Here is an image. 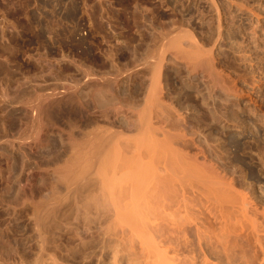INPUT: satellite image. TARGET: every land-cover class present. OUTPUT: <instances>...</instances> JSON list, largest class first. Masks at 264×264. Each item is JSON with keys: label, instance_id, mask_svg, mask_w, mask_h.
I'll use <instances>...</instances> for the list:
<instances>
[{"label": "bare ground", "instance_id": "1", "mask_svg": "<svg viewBox=\"0 0 264 264\" xmlns=\"http://www.w3.org/2000/svg\"><path fill=\"white\" fill-rule=\"evenodd\" d=\"M114 1L63 0L44 19L27 2V25L0 29V264H264V206L240 171L259 168L241 150L260 138L248 114L264 124V57L260 75L245 65L230 8L251 15V40L264 15L206 0L196 35L175 0ZM26 30L41 41L20 61ZM143 32L161 44L139 52ZM43 69L47 89L31 84Z\"/></svg>", "mask_w": 264, "mask_h": 264}, {"label": "rangeland", "instance_id": "2", "mask_svg": "<svg viewBox=\"0 0 264 264\" xmlns=\"http://www.w3.org/2000/svg\"><path fill=\"white\" fill-rule=\"evenodd\" d=\"M10 1H11V3H10ZM19 2H17V0L14 2L13 0H2V2H1V0H0V29L2 28V27H4V25H6L7 23H6V21L8 20L9 21V23H10V21H11V23H12V21H14L15 22V24L17 25V23L19 24V22L18 21H22V22H24V23H20L19 25H23V24H25V25H27V21H25L27 18L25 17V15H26V13H24L25 11H23V13L25 14H23L22 13V10L23 9H25V7H27V8H29L30 6H32L31 7V10L32 11H34L35 12V10H36V15H39L40 13H41V11H39V8H43V10L45 11L46 10V7L48 6V7H50L51 8V5H52V8H57V7H59L60 5H63V0H59V4H58V2H56V1H58V0H35V2H34V0H18ZM24 1H25V3H24ZM39 3V5H41L40 7H38L39 5H38V3ZM61 1H62V4H61ZM80 1V3L82 2V0H79ZM124 1V2H123ZM130 1V2H129ZM134 1H136V0H134ZM138 1H141L142 2V0H138ZM147 1H150V3H153V1H155L156 2V0H153L152 2H151V0H143V2H144V4H145V2H146V4L147 3H149V2H147ZM176 2L175 3H177V6L178 7H180V8H178V10H180L179 11V17H178V19H177V21H178V25H177V27L178 28H180V29H188V30H190V31H192V32H194L196 35H202L203 33H206V32H208L209 31V23H210V17L212 18V16H213V13H212V11H211V8L209 7V5H208V3H206L207 1L206 0H175ZM221 2H225V0L223 1V0H220ZM3 2H5V3H3ZM17 2V3H16ZM21 2H22V4L24 5H21ZM27 2H30V3H28V4H30V6H28V4H27ZM31 2H33V3H35V4H32ZM42 2V4H40ZM45 2H47V3H45ZM66 2V1H65ZM117 2V1H116ZM115 1H114V3L115 4H117V3H119V2H121V3H127V4H129V3H132L133 1L132 0H122V1H118L117 3H116ZM129 2V3H128ZM142 2V3H143ZM245 2L248 4V6L250 7V8H254L255 10H257V11H259L260 13H262L263 15H264V0H245ZM3 3V4H2ZM10 4V6L12 7H10L11 9V11L13 10L14 11V13H13V11L11 12V13H9V6H7V5H9ZM179 3V4H178ZM5 4H7V5H5ZM12 4V5H11ZM20 4V5H19ZM32 4V5H31ZM37 4V5H36ZM58 4V5H57ZM15 5V6H14ZM34 5V6H33ZM54 5V6H53ZM187 5H189L190 7H191V11H190V13H186L185 14V17L184 18H182L181 17V9H183L182 7H185V6ZM19 6V7H18ZM21 6L23 7V9L21 8ZM8 7V8H7ZM16 7H18V11L17 10H15L16 9ZM33 7H35V8H33ZM36 7H38L37 9H36ZM48 7H47V10L46 11H48L49 12V9H48ZM4 8H7L6 10L4 9ZM15 8V9H14ZM236 8V9H235ZM20 9H22L21 11H19ZM159 9H160V11H161V13L163 14H167V12L169 11L168 9H166V8H164V7H159ZM233 9V10H232ZM6 11H8V13L6 12ZM38 11H39V13H38ZM210 11V12H209ZM230 11L233 13V15L236 17V22L237 23H239V22H241V21H244L245 23H247V24H245V31L244 32H242V33H239V37H238V43H239V45L241 46V47H243V57H245L244 59V63L245 62H247V60H248V62L247 63H245V65L248 67V65L249 66H252V70H253V68H255V72H256V75H260L259 73H260V71H259V68H258V66H259V62H261V59H259V58H257V55L255 54V48L257 47V46H260V49L262 48V50H260L261 51V56H260V58H263L264 57V18L263 19H261V24L260 25H258V27L256 26V28H257V32H258V34L256 35V38L255 39H250V37L248 36V33H250L251 32V30L249 29V27H250V25H251V15L250 14H248V12H246L245 10H240V9H238L237 7H234V8H230ZM19 12H21V13H19ZM16 13H17V15H16ZM19 14H20V16H19ZM42 14V13H41ZM40 14V15H41ZM211 14H212V16H211ZM46 16H47V14H45ZM44 14H42V18L45 16ZM19 18H18V17ZM21 16H24V18H26V19H24L23 20V17H21ZM46 16L44 17V18H46ZM17 17V18H16ZM48 17H49V15H48ZM57 17V16H56ZM81 18V21H82V16H80ZM238 17V18H237ZM13 19V20H11V19ZM16 18V19H15ZM43 18V19H44ZM58 18V17H57ZM54 19V20H60L61 19V17L59 16V19ZM10 19V20H9ZM238 19V20H237ZM242 19V20H241ZM250 20V21H249ZM14 22L12 23V24H14ZM60 22H61V20L59 21V23H57V24H60ZM7 24L6 26H10V25H12L11 23L10 24ZM84 24H86V22L84 21L83 22ZM4 24V25H3ZM14 24V25H15ZM159 25V29L161 30V31H164L165 33L167 32H170L169 30H168V27H164V23L162 22L161 24H158ZM86 26L87 27H84V30L86 31L88 28H89V26L86 24ZM262 26V27H261ZM261 28V29H260ZM167 29V30H166ZM83 30V31H84ZM88 30H90V28L88 29ZM86 31V33H85V31L83 32V35L85 36V37H87L88 39H92V41L95 39L96 40V38H95V35H93V33H92V31L90 30V31ZM207 30V31H206ZM250 30V31H249ZM27 31V32H26ZM26 31H24L25 33H22V35H20V36H22V38H20V37H18L17 38V44H18V46L20 45V53L18 54V59L20 60V61H24L25 59V55L24 54H26L25 53V50L24 49H29L30 51H32V52H34V50L38 47V45H39V42L38 41H41L40 40V35L38 36L36 33L34 34V32L32 33V31L30 32V30H26ZM260 31V32H259ZM27 33V35H25ZM91 34V38H90V34ZM143 33H145L144 34V42H143V44L141 43V46H140V48L139 49H142V50H139V52H144V51H149V50H152V49H154V48H157L160 44H161V41H160V39L159 38H157V36L156 37H152L149 33H146V32H143ZM0 35H1V30H0ZM36 35V36H35ZM46 35H48V34H46ZM244 35V36H243ZM23 37H24V39H23ZM38 37V38H37ZM26 38V39H25ZM45 38H46V36H45ZM47 38H50V35H48V37ZM58 38V37H57ZM21 39V40H20ZM38 41H37V40ZM260 39V40H259ZM18 40H19V42H18ZM27 40V41H26ZM28 40H30V41H28ZM31 40H33L32 42H31ZM34 40H36L37 42H38V44H36L37 42L36 41H34ZM94 40V41H95ZM146 40V41H145ZM247 40H249V41H247ZM25 42V43H24ZM29 42H31L32 43V46H28L30 43ZM22 43V44H21ZM33 43H34V45H33ZM260 43V44H259ZM242 44V45H241ZM22 45H24L23 47H26V48H21V46ZM37 45V46H36ZM143 46V47H142ZM32 47V48H31ZM250 47V48H249ZM35 48V49H34ZM144 48V49H143ZM251 48H252V50H251ZM223 50H226L227 48H222ZM22 50H24V51H22ZM24 53V54H23ZM246 53V54H245ZM250 53H251V55H250ZM97 54V53H96ZM93 55H95V51H94V54ZM92 55V56H93ZM245 55V56H244ZM247 56H249L248 58H247ZM252 56H254V57H252ZM252 58V65H251V63L249 62L250 61V59ZM24 59V60H23ZM253 59L255 60L254 62H253ZM258 60V61H257ZM257 64V65H256ZM254 66V67H253ZM257 67V68H256ZM249 68V67H248ZM38 71V73L36 72V75L35 76H37L38 75V77H35V76H33L35 79H33V77L32 76H30L31 77V84L33 83L32 81H34V83L35 82H37L38 84H40V85H43V86H41V87H46V89H47V85H45L46 84V82H47V84H48V86L51 84V78H50V76H49V74L46 76V70L45 69H43V70H37ZM44 73L45 74V76H42L41 75V73ZM39 73H40V75H39ZM42 73V74H43ZM258 73V74H257ZM43 74V75H44ZM49 76V77H48ZM42 77V78H41ZM45 77H46V79H45ZM48 77V78H47ZM39 78H41L44 82H45V84L44 83H39L38 81H40V82H43L42 80H39ZM50 78V80H48ZM45 79V80H44ZM36 80H38V81H36ZM0 89H1V84H3L2 82V77H0ZM50 81V82H49ZM14 84V85H13ZM12 85H10L12 88H13V90H10L11 92H17V90H20L22 87H20V85H18V84H16V83H13ZM33 85V84H32ZM14 86L16 87V89L14 88ZM18 88V89H17ZM30 88V90H28ZM23 90H25V92L26 93H31V95H33L34 96V94H36V88L34 87V88H32L31 89V86H27L26 87V89L25 88H22ZM33 89H34V91H33ZM43 89V88H42ZM46 89H43V90H45L44 92H46ZM16 90V91H15ZM22 91V90H21ZM248 120L252 123V124H254V128L255 129H257L258 130V132L260 133V138L259 137H254L253 135H250L246 140H244L243 142H242V150H241V156L243 157V158H245L246 159V161L248 162V164L249 165H251V166H256V167H259L258 168V170H240L241 171V173L244 175V177H245V181H246V183H248V184H250L251 186H253L254 187V189H255V191H256V197H258V200L263 204V206H264V170H262L261 168H260V163H261V157L259 156V154H258V151L256 150L257 149V146L258 145H264V124L262 125L261 123H258V122H256L255 121V119H253V117H250V115L248 114ZM251 118V119H250ZM253 121V122H252ZM255 121V122H254ZM1 136V135H0ZM259 164V165H258ZM253 173V174H252Z\"/></svg>", "mask_w": 264, "mask_h": 264}]
</instances>
